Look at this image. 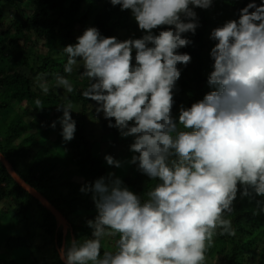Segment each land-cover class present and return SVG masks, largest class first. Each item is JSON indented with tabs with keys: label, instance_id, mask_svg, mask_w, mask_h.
Wrapping results in <instances>:
<instances>
[{
	"label": "clouds",
	"instance_id": "obj_1",
	"mask_svg": "<svg viewBox=\"0 0 264 264\" xmlns=\"http://www.w3.org/2000/svg\"><path fill=\"white\" fill-rule=\"evenodd\" d=\"M212 2L110 0L131 10L144 34L119 41L87 27L75 44L62 49L64 72L82 66L81 75L89 82L82 95L96 102L87 106L91 117L103 115L108 127L133 137L127 163L158 180L143 200L118 177L82 186L81 192L93 193L97 215L86 221L90 238H72L60 249L64 264H205L216 230L233 231L226 214L233 212L238 191L264 196V0L258 5L250 0L238 19L211 30L216 43L207 82L214 90L189 107L181 105L177 117L172 113L181 75L177 65L191 61L188 53L178 51L192 43L183 34H195L199 26L193 7L208 9ZM55 81L71 100L69 94L77 89L70 80L57 74ZM41 87L48 92L46 82ZM76 106H57L65 141L74 137L71 113L76 114ZM104 158L121 167L111 155ZM105 236L118 238L101 255Z\"/></svg>",
	"mask_w": 264,
	"mask_h": 264
},
{
	"label": "trees",
	"instance_id": "obj_2",
	"mask_svg": "<svg viewBox=\"0 0 264 264\" xmlns=\"http://www.w3.org/2000/svg\"><path fill=\"white\" fill-rule=\"evenodd\" d=\"M249 2L213 0L208 9L197 7L194 10L199 26L195 34H183L192 43L178 49L180 53H188L191 61L186 66L177 65L181 75L173 90V107H189L214 90L207 82L214 64L210 50L216 43L210 39V32L229 19H238L239 9ZM87 3L90 4L82 21L81 11ZM255 3L258 5L261 0ZM87 27H96L102 36H115L119 41L144 34L131 10H121L110 0H0V152L27 183L71 222L74 238L81 241L90 238L91 229L87 224L74 223L72 218L79 211L95 209L93 193L81 192V187L100 177L113 179L103 166L104 154L117 143L125 144L127 149L133 142V137H122L116 128L108 127L103 115L94 120L99 122L101 134L106 133L111 139L107 142L102 135L98 139L87 132V125L93 120L87 106H96V102L82 95L89 83L87 78L80 77L82 66L73 76L64 72L67 57L62 51L66 45L75 44ZM132 55L134 58V51ZM57 74L67 77L77 89L75 95L74 91L69 94L71 100L57 89ZM45 82L47 93L41 87ZM67 103H71L73 109L76 105L78 108L75 115L71 113L76 130L70 141L63 139L58 119L63 113L57 110L58 105ZM53 122L55 127H52ZM104 141L106 146L102 152L100 147ZM124 174L130 176L131 169L124 170ZM73 176L81 177L82 182L74 180ZM132 179L138 180L136 176ZM142 183L139 187L132 183L128 188L143 200L158 180L146 176ZM3 200L12 207L11 216L17 219L8 229L6 238L0 237V264H19L6 260L1 253L14 250L30 252L32 260L28 264H64L58 252L62 232L57 231L54 216L21 188L0 162V202ZM261 208H264V196L254 192L243 196L238 191L233 212L226 214L233 231L216 230L205 252V264H264V211H260ZM37 235L42 244H48L49 250L48 257L42 256L40 260L31 249L37 246L40 251L34 243ZM68 235L65 245L71 240ZM104 251L101 248V255ZM214 256L217 260L208 262Z\"/></svg>",
	"mask_w": 264,
	"mask_h": 264
},
{
	"label": "rangeland",
	"instance_id": "obj_3",
	"mask_svg": "<svg viewBox=\"0 0 264 264\" xmlns=\"http://www.w3.org/2000/svg\"><path fill=\"white\" fill-rule=\"evenodd\" d=\"M90 3H87L83 6L82 11H81V16L80 18L83 21L84 16H86L87 14V10H88V6ZM193 10H197V7H193ZM87 23V21H86ZM215 28V27H214ZM213 29V28H212ZM77 68H74L73 72L70 74V76L74 75L76 73ZM82 77V75L80 76ZM178 83V81L176 82V84ZM61 94V93H60ZM25 104V102H23V105ZM172 113L173 116L177 117L178 113H179V108H172ZM41 115V114H40ZM33 116V115H32ZM29 117H31V115H29ZM94 117V118H93ZM40 121H42V117H38ZM93 120L90 121L87 125V132L89 135H91L92 137L101 138V135L103 136V139L106 140L107 142L111 139L110 135L106 134V133H102L101 134V129L99 127V122L95 121L94 119L98 120L97 118H95V115L92 116ZM58 122V121H57ZM88 140H90V137H88ZM103 144V143H102ZM106 146V142L104 141V144L102 147V152H103V148ZM126 145L123 143H117L115 145H113L111 151L109 153H105V155H111L114 159L120 160L121 163V167L117 168L115 166L112 165H108L106 163V161H104L103 166L106 170V173L112 174L111 177L116 178H120L123 182L124 186H129L132 183H135L137 185V187H139L140 185H142V180L146 177V175L142 174L141 172H139L136 168L135 165L133 164H129L127 163V161L130 159L131 155L133 153H131L129 151V148L127 147V149L125 148ZM123 153L125 155H123ZM131 166V175L127 176L126 174H124V170L125 167H129ZM136 176L138 178V180L136 179H132V177ZM74 180L79 181L80 178L78 176L73 178ZM111 180V178H105V182L108 183ZM86 181H90V178H86ZM137 194V193H136ZM11 208L9 207L6 203L5 200H3L2 202H0V237H2V239L6 238V236L9 234L8 229L12 228L13 225L16 223V217L11 216ZM97 215V210L96 207L95 209H90V210H82L79 211L77 213L76 216H74L72 218V220L74 221V223L76 224H87L86 221L90 220V219H94V217ZM35 232H39V230H37V228H34ZM68 234H67V240H68ZM36 241L34 243L38 244L40 251L38 252L37 250V246H32V250L34 251V254L36 255L37 259L40 260V258L42 256H46L48 257V253L49 250L48 248V244H42V241L39 240L38 235L35 237ZM118 237H110V236H105L104 238H102L101 240V248H103L104 250H112L114 248L115 245V239H117ZM2 250V247H0V251ZM1 253H4V257L5 259H12L15 260L16 262H18L19 264H28V262L30 260H32V257H30V252H26V251H20V250H14V251H10V253H7V251H2ZM217 257L214 256L212 257V259L208 260V262L210 261H216Z\"/></svg>",
	"mask_w": 264,
	"mask_h": 264
},
{
	"label": "water",
	"instance_id": "obj_4",
	"mask_svg": "<svg viewBox=\"0 0 264 264\" xmlns=\"http://www.w3.org/2000/svg\"><path fill=\"white\" fill-rule=\"evenodd\" d=\"M0 162L5 167L7 173L11 176V178L25 191H27L30 195L38 199L42 205L46 207L47 210L54 216L56 221V228L60 230L63 234L61 245L58 247V252L65 244V235L67 232L70 234V238H74L72 226L70 222L63 216V214L56 209L52 204H50L42 195H40L30 184H28L21 176L16 172L13 168L12 164L9 160L0 152ZM63 261V259H62Z\"/></svg>",
	"mask_w": 264,
	"mask_h": 264
}]
</instances>
